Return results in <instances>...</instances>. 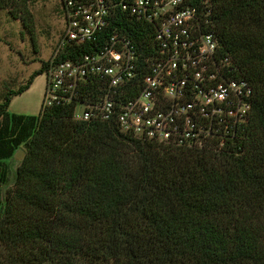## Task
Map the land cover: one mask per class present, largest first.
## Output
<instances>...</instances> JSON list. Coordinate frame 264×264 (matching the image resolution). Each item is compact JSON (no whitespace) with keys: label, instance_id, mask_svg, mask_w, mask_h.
I'll return each mask as SVG.
<instances>
[{"label":"trees","instance_id":"16d2710c","mask_svg":"<svg viewBox=\"0 0 264 264\" xmlns=\"http://www.w3.org/2000/svg\"><path fill=\"white\" fill-rule=\"evenodd\" d=\"M193 3L212 10L234 77L253 87L242 135L223 148H184L77 121L74 105L11 113L13 97L50 68L42 60L0 101V264H264V0ZM31 4L0 0V12L23 22L38 52Z\"/></svg>","mask_w":264,"mask_h":264},{"label":"built area","instance_id":"2783aa9c","mask_svg":"<svg viewBox=\"0 0 264 264\" xmlns=\"http://www.w3.org/2000/svg\"><path fill=\"white\" fill-rule=\"evenodd\" d=\"M60 1L45 107L74 105L77 121L114 122L135 139L184 148H223L242 135L253 87L234 77L211 9L193 0ZM61 52L71 57L55 62Z\"/></svg>","mask_w":264,"mask_h":264},{"label":"rangeland","instance_id":"374dc122","mask_svg":"<svg viewBox=\"0 0 264 264\" xmlns=\"http://www.w3.org/2000/svg\"><path fill=\"white\" fill-rule=\"evenodd\" d=\"M36 17V49L24 29L23 22L16 20L4 9L0 12V101L3 95L17 90L30 76L41 68L42 60L52 59L63 30L60 0H30ZM47 76L38 75L24 93L13 97L10 112L24 115H39L44 103ZM13 172L8 185L2 188V198L14 186L15 174L21 160L9 161Z\"/></svg>","mask_w":264,"mask_h":264},{"label":"water","instance_id":"95a60500","mask_svg":"<svg viewBox=\"0 0 264 264\" xmlns=\"http://www.w3.org/2000/svg\"><path fill=\"white\" fill-rule=\"evenodd\" d=\"M25 157V152L24 150H19V152L16 155V159L22 160Z\"/></svg>","mask_w":264,"mask_h":264}]
</instances>
